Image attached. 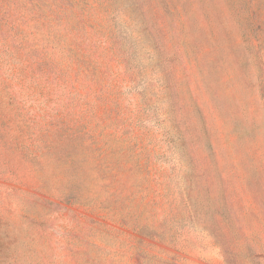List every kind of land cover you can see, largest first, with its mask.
Listing matches in <instances>:
<instances>
[{"label":"rangeland","instance_id":"1","mask_svg":"<svg viewBox=\"0 0 264 264\" xmlns=\"http://www.w3.org/2000/svg\"><path fill=\"white\" fill-rule=\"evenodd\" d=\"M0 264H264V0H0Z\"/></svg>","mask_w":264,"mask_h":264},{"label":"trees","instance_id":"2","mask_svg":"<svg viewBox=\"0 0 264 264\" xmlns=\"http://www.w3.org/2000/svg\"><path fill=\"white\" fill-rule=\"evenodd\" d=\"M168 1H173V0H164L165 6H168ZM134 229L137 230L142 235H145V236H148V237L149 236L150 237H154V238H157L159 240L170 242V243L174 239V236L176 234L175 227H172L171 232H170L171 234H169L172 237L171 240L170 239H164L163 238V233L161 231H159L158 229H147L145 226H142V225H140V226L136 225V226H134Z\"/></svg>","mask_w":264,"mask_h":264}]
</instances>
